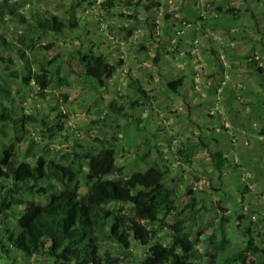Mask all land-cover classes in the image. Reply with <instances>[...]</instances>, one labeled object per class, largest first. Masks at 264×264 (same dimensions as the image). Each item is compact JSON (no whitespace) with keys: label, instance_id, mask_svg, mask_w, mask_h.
<instances>
[{"label":"crops","instance_id":"1","mask_svg":"<svg viewBox=\"0 0 264 264\" xmlns=\"http://www.w3.org/2000/svg\"><path fill=\"white\" fill-rule=\"evenodd\" d=\"M49 1L0 0V35L17 43L28 28L22 16L33 21L46 10L57 14L63 11L68 17L74 12L76 28H68L64 35L43 33L36 40L45 42L50 34L48 41L69 42L61 48L66 53L92 47L118 68L107 79V92L102 94L107 99L101 104L96 99L98 91L88 94L87 101L76 105L79 109L72 119L80 112L79 118L90 131L96 124L109 127L103 136L119 137L122 149L116 162L126 167L128 175L145 168L137 151L151 147L153 156L170 167L166 175L174 179L170 187L178 184L183 189L181 183L185 182L195 189L203 181L214 201L224 207L227 201L231 203L227 213L245 219L252 216L253 227L260 224L258 231L264 234V0H155L158 5L153 0ZM134 11H138L139 20L120 14ZM0 50L15 59L20 76L26 73L17 49L2 46ZM132 77L149 91L150 98L143 97L131 84ZM34 85H26L23 90L37 89ZM52 88L56 92L65 87ZM67 97L68 104L71 100ZM125 97L140 101L131 110L134 120L117 117L119 126L104 124L101 119L110 101L122 103ZM63 119L66 136L60 140L66 144L59 149L73 148L83 136L76 129L77 123L69 128L67 119ZM145 129L148 133L142 134ZM144 137L149 140L144 142ZM189 137L191 141L201 137L209 149L221 150L235 166L223 167L220 174L208 149L197 152L195 163L183 162L177 150ZM200 153L202 157H198ZM192 172L200 179L191 176ZM161 235L164 243L170 244L172 235L168 231ZM144 241L133 242L126 264H142L151 244L149 241L146 249ZM3 256L5 264H34L37 259L45 264L40 255L26 258L13 251L10 257Z\"/></svg>","mask_w":264,"mask_h":264},{"label":"trees","instance_id":"2","mask_svg":"<svg viewBox=\"0 0 264 264\" xmlns=\"http://www.w3.org/2000/svg\"><path fill=\"white\" fill-rule=\"evenodd\" d=\"M153 3L159 4L155 0ZM120 14L140 19L138 11ZM165 15L168 17L167 13ZM21 20L28 28L18 42H8L0 35V48L18 50L26 73L20 76L13 70L10 76H20L25 85H37V89H32L37 97L50 98L53 85L71 86V77H78L84 86L101 92L107 87V79L117 72V66L92 47L66 53L56 50L54 42L43 44L36 40L43 33L64 35L68 28H76L74 12L68 17L46 10L33 17V21L25 16ZM38 49L48 55L34 63L27 52L33 54ZM0 61L6 63V70L16 63L1 50ZM131 84L143 97L150 98L149 91L138 80L132 77ZM16 94L8 84L0 82V137L9 139L7 142L0 139L1 254L10 257L13 251H19L26 258L40 255L45 264H126L133 242L148 237L151 244L142 264H197V243L201 239L193 236L191 227L196 225L202 210L216 212L221 222L228 220V208L214 200L209 207L207 200L199 197L197 189L188 187L184 191L186 188L183 190L178 184L170 187L169 183L174 181L166 177L170 167L153 156L151 147L137 153L145 168L128 175L126 167L116 162L122 145L114 134L90 135L92 140L89 141L78 138L73 148L45 145L39 153L34 152L37 141L28 143L31 134L28 125L38 122L40 137L49 141L60 139L66 136L63 118L67 115L58 113L50 121L38 118L34 113L23 111V107L19 110L12 105ZM67 96L63 94L64 100ZM139 105V100L130 97H125L122 103L113 99L101 120L115 116L107 124L119 126L118 118L134 120L131 110ZM97 121L100 120H93ZM151 136L155 138L156 133ZM191 139L182 141L177 150L183 162L195 163L197 152L208 149V156L220 174L223 167L235 166L229 164L221 150L209 149L201 137L196 141ZM148 140L144 137V142ZM191 176L197 177L193 172ZM83 186H86L85 191H82ZM172 215L175 218L170 221ZM238 218L241 222L245 219L240 215ZM163 231L172 235L170 244L164 243ZM245 233L248 236L245 245L226 255L222 264H264V243L255 241L252 226L247 227ZM209 240L212 242L213 236ZM106 242H113L116 247L108 246L102 253V244ZM226 245L223 237L216 249L223 251ZM217 257L210 253L209 264H220Z\"/></svg>","mask_w":264,"mask_h":264},{"label":"rangeland","instance_id":"3","mask_svg":"<svg viewBox=\"0 0 264 264\" xmlns=\"http://www.w3.org/2000/svg\"><path fill=\"white\" fill-rule=\"evenodd\" d=\"M53 1L54 0H50L49 3H53ZM60 15H63V11L60 13ZM49 38L50 39L52 38L50 34L49 36H47L45 40L46 43L54 42V41H48ZM16 42H18V40ZM39 42L46 44L43 41H39ZM54 43L56 44V48H55L56 50H62L61 49L62 46L65 49L66 45H68L69 42H66L62 39H58L57 42H54ZM3 53H2L3 55L6 54V52H3ZM46 55H48L47 52H45L43 49H38L35 52H33V54L31 53L29 55V59H32L33 62L35 63L37 59L43 58ZM22 63H23V66H25V63L24 62ZM19 65L22 66V64H19ZM15 66L17 67V64H15L14 66L11 65V68L6 70V63L4 61H0V82H2V84L5 86L6 84H8L10 89L17 91L16 99L14 101V104H12L14 105L15 108L20 110L21 107H23L24 108L23 111H25L26 113H34L36 116H38V118L44 117L47 121H50L58 113H62V114L64 113L65 115H67L65 118L67 119L66 121L68 123V127L70 128L73 125V123L75 124L77 123L76 127L78 125L79 127L76 129L78 131H81V135L83 136L81 138L86 139L87 141L92 140L90 135L103 136V134H105L106 132L108 134L109 127L99 128L98 124L94 125L96 126L95 128L91 127V131H86L88 129V125L85 124L84 120H81V118H79L80 112H79V115L76 117V119H72V117L76 114V108L79 109V107L76 105L77 104L81 105V102L87 101L89 97L88 94L90 95L97 94L96 93L97 91L95 90V88L87 87V89L80 92L81 88L84 86L82 83V80L74 79L72 80L73 84L71 86L65 87L62 90H58L56 92L52 91V96L48 98L47 100H44V99L37 97L32 89L23 90V87L26 85L24 84L22 80H20L21 78L20 76L19 77L10 76V71L12 72L14 70V71L19 72V70L15 69ZM4 79H7L6 83ZM75 81L77 82L75 83ZM52 87H54V85ZM51 89L53 90V88ZM103 92H107V88L101 89V92H99L100 96L97 95V98H96L97 102L101 104L105 101V99H107L105 98L107 96L102 95ZM63 93H67V95L69 96V99L71 100L70 103L67 104L68 101L65 102ZM112 118H113L112 116L109 117L108 120L104 121V124L106 123L109 124ZM1 125L2 123L0 122V126ZM28 128L31 130V134L28 135V137L30 138L28 143H30V140L37 141V144L35 145V147H33V150L36 153H39L40 151H42L40 149L42 148L44 149L45 145L59 149V147L63 148V145L66 144L63 141V139L62 140L56 139V140L49 141V140H46L40 137L39 136L40 127H39L38 122L28 125ZM143 133H148L147 129L143 130L142 134ZM0 139L5 142L9 140L8 138H5V137H0ZM143 150L144 149H141V150L139 149L138 151H143ZM169 152L171 153V151ZM198 157H202V154L200 153ZM29 159L31 160V158ZM203 185H204L203 181L199 182V186H197V188L195 189H198V192H199L198 195L200 198L202 199L207 198V201L209 202V204H211L213 197L209 195V192L205 189V187H203ZM181 186L183 189L188 188V185L185 186L184 182L181 183ZM85 190H86V186H83L82 191H85ZM225 206L232 207L229 201L225 203ZM227 216L229 219L221 222L220 216L216 212L202 210L199 213L196 225L191 227L193 236L194 237L199 236V238L201 239V241L197 243L198 250H197V257H195V261L197 262V264H209V254L210 253L216 254L218 256L217 257L218 262L222 264L223 259L225 258L226 255L234 253L235 251L241 249L245 245L248 239V236L245 233V230L249 226L250 227L252 226L253 228V235L255 237V241L259 244L264 243V240H263L264 234L258 231L259 229L262 228V226L260 224H257L256 227H253L252 222L254 218L252 216L251 218L248 217L247 219H244L242 222L241 220H239L238 215H236L235 213L229 214L228 212ZM173 220L174 219L171 218V221ZM199 231H202V234H198ZM210 236H213L212 242L209 240ZM223 237L227 241V245H226L227 247L223 251L217 250L216 244L220 243ZM149 241H150L149 238L146 237L144 241L145 243L144 248L147 249ZM102 245H103V248L101 251L102 253L104 252L103 250L108 246H111L113 248L116 247L113 242H106L105 244H102ZM25 262L27 261H23V263ZM1 263L5 264V261H4V256L0 253V264ZM34 264H42V263L41 261L37 259L35 260Z\"/></svg>","mask_w":264,"mask_h":264}]
</instances>
